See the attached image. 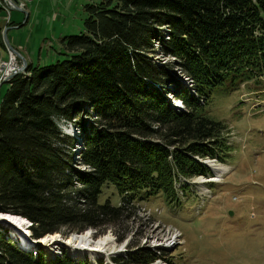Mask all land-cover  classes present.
<instances>
[{
	"label": "trees",
	"instance_id": "obj_1",
	"mask_svg": "<svg viewBox=\"0 0 264 264\" xmlns=\"http://www.w3.org/2000/svg\"><path fill=\"white\" fill-rule=\"evenodd\" d=\"M84 9L83 32L60 40L63 59L27 65L0 93V214L28 221L34 240L90 229H113L120 242L142 235L138 204L178 201L174 183L210 177L199 160L224 164L231 150L225 123L204 116L212 92L264 80V0H99ZM106 185L117 206L98 203ZM130 247L120 264L162 255ZM0 264L88 262L24 249L0 225Z\"/></svg>",
	"mask_w": 264,
	"mask_h": 264
},
{
	"label": "rangeland",
	"instance_id": "obj_2",
	"mask_svg": "<svg viewBox=\"0 0 264 264\" xmlns=\"http://www.w3.org/2000/svg\"><path fill=\"white\" fill-rule=\"evenodd\" d=\"M98 1L32 0L28 6L30 14L27 24L11 26L6 32L4 28L7 27L8 14L0 13V32L1 35L7 33L9 46L26 63L28 61L34 67L53 64L63 59L60 40L83 32L86 17L84 6ZM25 14L11 11V24L19 20L16 25H22ZM7 50L6 44L5 49L0 46V61L8 59ZM159 60L153 58L154 62ZM180 79L188 83L186 78ZM0 88L3 95L7 85L2 84ZM167 98L173 103L170 96ZM204 116L225 123L230 133L228 143L231 150L223 159L228 168L216 161L217 166L225 167L226 171L216 176L215 182H206L201 178L195 184H190V193L178 196V203H169L159 196L138 204L143 207H140L138 215L148 222L141 228L143 234L140 236L128 234L120 242L113 229L103 234L92 229L86 231L92 234L93 242L110 236L118 251L114 254L95 257L94 261L86 254L76 257L65 247L67 238L57 234L59 242L56 243L62 246L52 243L55 252L51 253L42 246L46 258H54L65 251L70 259L77 261L120 264L130 252L128 247L138 245L151 251L160 250L163 255L160 261L163 263L159 261V264H264V80H260L259 84H243L232 93H226L223 88L215 89ZM60 129L64 135L79 136V132L73 131L65 121L60 122ZM75 167L80 171L86 170L82 166ZM175 188L178 191L179 185L175 184ZM106 201L114 206L120 201L112 185L104 186L98 197L99 204ZM27 225L25 221L26 230ZM128 227L133 232L135 224ZM5 229L9 236L13 233ZM76 235L70 234L69 237ZM38 248L31 244L28 249L36 252Z\"/></svg>",
	"mask_w": 264,
	"mask_h": 264
},
{
	"label": "bare ground",
	"instance_id": "obj_3",
	"mask_svg": "<svg viewBox=\"0 0 264 264\" xmlns=\"http://www.w3.org/2000/svg\"><path fill=\"white\" fill-rule=\"evenodd\" d=\"M0 6H1V3H0ZM205 163L208 166V168L212 171L215 177L216 176L219 177L221 174H223L226 171L225 167L217 166L218 164L216 162L215 163L208 162L205 160ZM0 218H6L7 220H10V222L12 223V226H14L13 233L10 234L11 235L10 237H12L13 239L15 237L16 240L20 242V243L17 242L20 247L23 246L22 248H27L24 246L29 247L31 246V244L33 245L40 244L47 251H50V253L55 252L54 249H52V243L59 242L57 240V237H58L57 234L47 235L44 238H41L39 240H34L30 238L29 232L24 227V224L26 221L25 219L22 220V218H16V217H11V216H6V217L1 216ZM65 240H66L64 241L65 247L68 248L71 254L73 255L75 254L76 257L85 256L86 254L87 256L90 257L92 261H94L95 257L101 256V255L102 256L104 255L103 257H105V255L108 256V254H114L115 252H118L116 251V248L114 247L115 246L114 241L110 236H104L103 238L99 239L97 242H93L92 234L86 232V233L76 235L73 237H68ZM105 259L108 260L107 258ZM107 262L108 264H110L109 261Z\"/></svg>",
	"mask_w": 264,
	"mask_h": 264
},
{
	"label": "built area",
	"instance_id": "obj_4",
	"mask_svg": "<svg viewBox=\"0 0 264 264\" xmlns=\"http://www.w3.org/2000/svg\"><path fill=\"white\" fill-rule=\"evenodd\" d=\"M31 1L32 0H0L1 10L8 14L6 25L10 21L9 16L11 11L26 12V5ZM4 31H6V28H4ZM7 52L8 59L6 61H0V87L3 83H8L16 73H20V59L13 52L9 50H7Z\"/></svg>",
	"mask_w": 264,
	"mask_h": 264
},
{
	"label": "water",
	"instance_id": "obj_5",
	"mask_svg": "<svg viewBox=\"0 0 264 264\" xmlns=\"http://www.w3.org/2000/svg\"><path fill=\"white\" fill-rule=\"evenodd\" d=\"M27 20V17H25V19H24V22ZM23 22V23H24ZM23 25V24H22ZM21 25V26H22ZM2 36H3V42H4V45L6 44V46H7V48H8V50H10L11 52H13L19 59H20V61H21V66H20V70H19V72L20 73H24L25 72V70H26V67H27V63H26V61L22 58V56L17 52V51H15L12 47H10L9 46V44H8V42H7V38H6V32H4L3 34H2ZM17 74V73H16ZM15 74V75H16ZM14 75V76H15ZM4 84H7V82H5V83H3V85ZM175 108H178V109H181V107H178V106H175ZM207 160V159H206ZM208 162H214V160H207ZM201 164H203L204 166H206L207 168H208V166L206 165V163H205V161H199ZM209 169V168H208ZM210 170V169H209ZM210 172L212 173V171L210 170ZM212 175H214L213 173H212ZM207 181L208 182H212V181H214V179H213V177H211V178H208L207 179ZM229 215H231V212L229 213ZM1 216H3V217H6V216H11V217H16V218H21V217H19V216H13V215H10V214H0V217ZM27 222V221H26ZM0 225L1 226H3L4 228H8V229H10L12 232H13V229H14V226H12V223L10 222V220H7L6 218H0ZM27 228V227H26ZM27 230H29V228H27ZM55 234H58V233H55ZM11 236V235H10ZM29 236H30V231H29ZM38 240V239H37ZM56 244H58V245H60V246H62L60 243H56ZM34 246H37V247H42L41 245H39V244H35ZM29 248V247H28ZM53 258V257H52ZM73 260V259H72ZM74 262H79L80 260L78 259V261L77 260H73ZM157 262H159V261H156L155 262V264L157 263ZM89 264H91V263H89Z\"/></svg>",
	"mask_w": 264,
	"mask_h": 264
},
{
	"label": "crops",
	"instance_id": "obj_6",
	"mask_svg": "<svg viewBox=\"0 0 264 264\" xmlns=\"http://www.w3.org/2000/svg\"><path fill=\"white\" fill-rule=\"evenodd\" d=\"M30 4H32V2H30V3H28L27 5H26V17H27V20L23 23V25L22 26H24V25H26L27 24V22H28V19H29V14H30V10H29V8H28V6L30 5ZM1 8V7H0ZM19 12V11H18ZM0 13H2V15H4V11L2 10V11H0ZM11 19V18H10ZM11 21H12V19H11ZM11 21L9 22V23H7V25H5V26H7V27H5L6 28V32H8V30H10L11 28H9V27H11V26H9V24H11ZM19 20H16L15 21V24H12V26H16V23L18 22ZM7 34V33H6ZM2 60V59H1ZM27 65H31V64H29L28 63V61H27ZM0 92H1V88H0Z\"/></svg>",
	"mask_w": 264,
	"mask_h": 264
},
{
	"label": "clouds",
	"instance_id": "obj_7",
	"mask_svg": "<svg viewBox=\"0 0 264 264\" xmlns=\"http://www.w3.org/2000/svg\"><path fill=\"white\" fill-rule=\"evenodd\" d=\"M28 222V221H27ZM29 223V222H28Z\"/></svg>",
	"mask_w": 264,
	"mask_h": 264
}]
</instances>
